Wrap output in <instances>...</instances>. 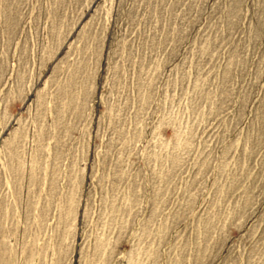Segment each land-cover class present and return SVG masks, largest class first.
<instances>
[{
  "label": "rangeland",
  "instance_id": "obj_1",
  "mask_svg": "<svg viewBox=\"0 0 264 264\" xmlns=\"http://www.w3.org/2000/svg\"><path fill=\"white\" fill-rule=\"evenodd\" d=\"M0 264H264V0H0Z\"/></svg>",
  "mask_w": 264,
  "mask_h": 264
}]
</instances>
